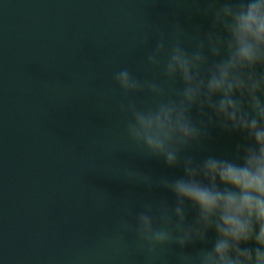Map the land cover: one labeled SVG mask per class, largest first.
<instances>
[{
  "label": "water",
  "instance_id": "obj_1",
  "mask_svg": "<svg viewBox=\"0 0 264 264\" xmlns=\"http://www.w3.org/2000/svg\"><path fill=\"white\" fill-rule=\"evenodd\" d=\"M203 6V0H0V264H176L178 246L151 255L135 236H116L122 219L134 220L129 209L175 202L144 176L155 181L183 171L127 143L119 111L127 98L113 74L126 67L140 79L161 80L144 63L158 36L140 48L145 33L206 31L209 20L197 11ZM177 87L167 86L169 95ZM131 99L153 102L146 92ZM209 131L210 141L182 155L227 156L239 140Z\"/></svg>",
  "mask_w": 264,
  "mask_h": 264
},
{
  "label": "clouds",
  "instance_id": "obj_2",
  "mask_svg": "<svg viewBox=\"0 0 264 264\" xmlns=\"http://www.w3.org/2000/svg\"><path fill=\"white\" fill-rule=\"evenodd\" d=\"M203 5L197 11L209 20L206 31L188 34L177 26L145 33L140 48L158 36L144 63L161 80L140 79L126 67L113 74L127 98L119 106L127 143L183 171L155 181L144 176L145 184H158L175 202L129 209L134 220L122 219L116 236H135L151 255L178 246L176 264H264V0ZM169 85H178L174 95ZM145 92L151 104L131 99ZM210 129L239 137L230 154L202 160L182 155L210 141ZM195 245L194 253L184 251Z\"/></svg>",
  "mask_w": 264,
  "mask_h": 264
}]
</instances>
